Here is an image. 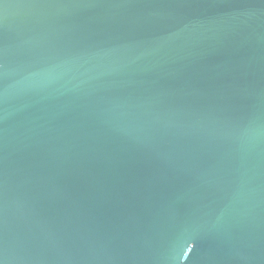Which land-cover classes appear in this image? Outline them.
<instances>
[{
    "label": "water",
    "instance_id": "obj_1",
    "mask_svg": "<svg viewBox=\"0 0 264 264\" xmlns=\"http://www.w3.org/2000/svg\"><path fill=\"white\" fill-rule=\"evenodd\" d=\"M0 264H264V0H0Z\"/></svg>",
    "mask_w": 264,
    "mask_h": 264
}]
</instances>
